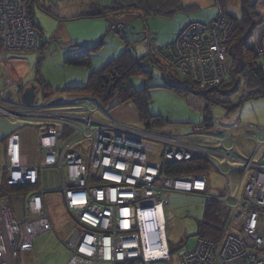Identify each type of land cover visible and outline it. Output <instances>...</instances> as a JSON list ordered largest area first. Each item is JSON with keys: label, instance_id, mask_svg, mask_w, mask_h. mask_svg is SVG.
Segmentation results:
<instances>
[{"label": "built area", "instance_id": "2783aa9c", "mask_svg": "<svg viewBox=\"0 0 264 264\" xmlns=\"http://www.w3.org/2000/svg\"><path fill=\"white\" fill-rule=\"evenodd\" d=\"M232 26L233 21L219 11L209 22L187 23L166 49L152 47L161 49L168 65L183 77L204 88L217 86L229 72L226 41ZM123 27L121 21L109 23L113 31ZM260 32L258 41L251 38L250 44L264 74V31ZM0 40L2 51L37 48L36 30L23 0H0ZM12 96L9 100L0 90V116L49 119L45 126H39L36 159L30 165L21 161L19 128L6 136L0 175L5 174L8 184L35 185L41 168L59 171L58 191L75 224L64 241L71 253L66 264L129 260L171 264L167 244L161 243L166 239L163 207L168 195H202L208 183L203 173L176 177L168 174L165 166L194 156L211 158L216 170L225 175L227 189L211 198L217 199L228 215L216 241L196 237L192 248L180 249L177 264H264L258 254L264 249V128L247 124L245 131L251 134L253 146L245 154L237 146L238 136L230 135V129L241 124L221 122L211 110L209 125L200 121L182 133L169 125L131 127L117 123L104 114V107L93 97L75 96L68 108L54 109L47 101L23 105ZM218 148L225 153L218 154ZM214 155L223 158L216 160ZM234 173L231 186L229 178ZM43 194L39 186L22 194L17 213H13L8 196L0 197V264H19V254L31 249L33 238L52 229ZM152 222L157 248L164 247V253L155 254L148 243L146 229Z\"/></svg>", "mask_w": 264, "mask_h": 264}, {"label": "rangeland", "instance_id": "374dc122", "mask_svg": "<svg viewBox=\"0 0 264 264\" xmlns=\"http://www.w3.org/2000/svg\"><path fill=\"white\" fill-rule=\"evenodd\" d=\"M181 2L187 6V8L177 11L170 18L162 16H148L143 19L141 16H138L139 18L136 19L138 26L134 24V26L138 28V34L145 31L155 39L158 35L160 38H166L171 35V31H173V29L180 25L183 19L186 21L184 26L187 23L192 22L188 21V19L200 22L210 21L220 11L213 0H181ZM244 3L249 9V0L244 1ZM253 3H255L254 8L257 12L258 18L262 17L260 19L264 20V0H253ZM64 5L66 4H62L61 7ZM242 6L243 3L240 0H231L230 3L227 4V10L233 15L239 16L242 14ZM119 18L121 17H116L115 21L119 22ZM234 26L235 25L233 24L229 30L227 35L228 37L231 35ZM109 30H111V28ZM111 31H113V29ZM260 31H264L263 22L256 25L253 30V34L251 35L252 39L250 38L253 42L258 41L261 34ZM134 32L135 30H133L132 27H129L126 29L124 36L126 39L136 38V34ZM113 36L118 39L120 38L118 34H114ZM47 41L48 42L44 43L42 48L37 47L38 49L36 48L35 50L30 51L1 50L0 90L6 91L8 87H10L17 94L31 82H35L37 90L34 103L36 105H41L43 102L47 101V103H49L48 105L53 106L54 109H66L69 107L68 105L70 104V100L65 99V97H61V92L54 91L50 94L48 92L47 94L42 95L40 86L35 81L36 72L38 71L39 74L51 85H58V88H61L73 83V81L85 82L87 79L86 75L88 69L86 67L73 66L65 63L64 58L66 55V49L51 39H48ZM1 43L2 41L0 40V44ZM136 43H129L128 47L132 49L137 46L135 53L138 56L151 54L154 56V59L158 60L160 63L162 62L164 65H167L166 67L174 72V70L168 65V60L161 49L158 50L153 48V44L147 40H140ZM106 45L105 54L111 55V45H109V43ZM150 66L151 67L148 69H151L153 72L152 79L146 80L144 77L140 76L131 78V82L138 88H141L146 84H150L151 87L148 89L149 111L152 114H157L163 117L173 130L178 129L182 132H189L191 126L200 122L203 117V101L193 94H178L170 88L159 86L163 83L160 71L155 65ZM228 66H230L229 61ZM57 96L60 97L54 98ZM104 105V114L111 120L131 127L142 126V123L139 121L137 115L136 106L133 103L117 102L116 100H113L110 105ZM210 110L212 116L219 119L221 122L235 123V121H237L241 124V126L230 129V135L232 138L233 135L236 137L238 136L239 140L237 146L242 149L245 154H247L252 149L253 143L249 139L251 134H249L248 131H245V127L249 124L264 128V97L245 99L237 109L231 111H227L226 108L220 105H212ZM97 116L107 118L102 116L101 113H98ZM0 118L4 119L6 124L12 128H17L24 122H37L42 124L39 126H44V123L49 119L46 116H21L20 118L13 120L7 117ZM55 120L57 121L58 119ZM36 136H38L36 130H26L22 135L23 150L27 162H31L34 155ZM258 136L261 137V133H259ZM220 150L221 148H218L216 149V152L220 155L225 153ZM213 157L216 160L223 158V156L217 155H214ZM199 158L207 163L205 169L206 171L203 172L208 183L206 193L200 195V193L171 192L168 195V203H166L163 207L165 216L164 232L167 247L168 241L175 244L180 240H186L185 247L188 249L192 248L195 243V236L193 234L196 230V220L202 216L204 208V196L208 195L210 198L218 196L224 189H227L225 175L216 170L211 163V158ZM183 161H187V159ZM40 174V185L46 192L45 204L50 214L52 229L42 232L33 238L32 248L19 254V264H66L71 257V253L65 246L64 241L69 236L70 232L74 230L75 224L71 215L66 211L61 199L62 195L58 191L61 186L59 171L54 168H45L41 170ZM229 179L231 186H233L236 174H232ZM154 246L155 245H153V247ZM179 251L180 249H177L173 254L170 255L169 253L171 264H177ZM258 254L264 259V249H262ZM93 264L106 263L94 261ZM156 264L169 263L159 261Z\"/></svg>", "mask_w": 264, "mask_h": 264}, {"label": "trees", "instance_id": "16d2710c", "mask_svg": "<svg viewBox=\"0 0 264 264\" xmlns=\"http://www.w3.org/2000/svg\"><path fill=\"white\" fill-rule=\"evenodd\" d=\"M213 1L218 9L223 12L227 18L231 19L235 25L226 44L228 61L230 62L229 72L227 77L219 85L202 88L191 80L183 77L181 74L175 71L172 72L166 67L167 65L154 59L153 55L146 54L144 56H138L134 48L131 49L128 47L129 42L124 36L126 31L125 27L124 31L116 32L125 40V49L123 52L111 58L96 70H90L84 85L62 87L60 90L70 95L73 94L72 96L93 97L99 100L103 107L105 106L104 104L107 106L110 105L113 100L117 102L133 103L136 106L139 121L145 127H161L168 125L163 117L152 114L148 109V89L151 85L146 84L138 88L131 82V78L133 77L142 76L146 80L152 79L153 72L151 69H148L151 67L150 65H155L160 71L163 83L159 86L170 88L178 94H193L203 101V117L201 121H204L207 125L210 123L209 110L212 105H220L226 108L227 111H231L237 109L245 99L264 97V74L259 64L258 55L249 41L256 25L262 22L264 23V20L260 19L262 17L258 18L254 8L255 3H253V0H249L248 9L247 5L244 3L246 0H240L243 3V9L242 14L237 16L227 10V4L230 3L231 0ZM23 3L26 7L28 18L33 28L36 30L38 39L37 47L40 48L42 45V28L37 20L36 11L40 10L53 18L59 19L60 17L57 14L56 4H46L44 0H23ZM186 8L187 6H185L181 0H112L108 5L103 6L96 14L92 13L85 15L114 16L116 14H135L145 19L148 16L171 17L177 11ZM82 15L84 14H80V16ZM182 27H184V25ZM182 27L177 30L173 40L167 45L173 44L176 35ZM152 38L153 37H151L149 33L147 34L145 31H142L140 34L137 33L136 38L133 39V43L140 40L151 41ZM167 45L160 44L159 47L164 50ZM72 50L65 55V62L86 68L91 66L90 56L96 48L91 47L85 50L83 48H80V50L76 48ZM35 81L40 86L42 95H45L50 88L48 81H46L38 71L36 72ZM56 92L60 91L56 90ZM63 131L65 130L63 129ZM199 157L194 156L191 160L167 163L165 170L168 174L176 177H186L203 173L206 171L207 163ZM38 186L39 184H8L3 174L0 180V197H10L11 194L33 191L37 189ZM204 199L202 216L196 220V230L193 235L195 238L201 237L214 242L220 237L225 227L228 212L217 199L206 196H204ZM185 242L186 240H180L172 244L168 241L170 255L173 254L175 250L185 247ZM140 263L139 260H129L108 264Z\"/></svg>", "mask_w": 264, "mask_h": 264}, {"label": "crops", "instance_id": "0c3cea01", "mask_svg": "<svg viewBox=\"0 0 264 264\" xmlns=\"http://www.w3.org/2000/svg\"><path fill=\"white\" fill-rule=\"evenodd\" d=\"M111 1L112 0H44V2H46V4L47 3L56 4L55 6L57 9V14L60 18L59 19L53 18V17L45 14L44 12H42L40 10L36 11L37 20L39 21V24L42 28V36H41L42 45H41V48L44 45V43L48 42L47 41L48 39L49 40L51 39V40L55 41L57 44H59L60 46L64 47L66 49V54L68 52H70L72 49H76V48H78V50H80V48H83L84 50L91 48V47L96 48V50L94 52H92L93 54L90 56V63H91L90 65L91 66L89 68H87L88 72L86 75V76H88V73L90 70L91 71L96 70L102 64L106 63L111 58L116 57L121 52H123L125 49V42H124L125 40L122 37H120V35H119V37H120L119 39L116 38L115 36H113L114 34H117L116 32H118V31L115 32V31L109 30V23L110 22H113V21L116 22L115 18L116 17L118 18L120 16L121 18H119V21H121L124 24L123 30H120V31H124L125 27H126V29H127V27L128 28L132 27L133 30H135V32H134L136 34L135 36H137V33H138V31H137L138 28H136L134 26V24H136L138 26V24L136 23L137 22L136 19L139 17L136 16L135 14H125V15L116 14L114 16H110V15L109 16H104V15H96V16L87 15L86 16L85 15V14H92V13L96 14L97 12H99L101 10V8L103 6L108 5ZM62 4H66V5L61 7ZM60 7H61V9H60ZM38 12H39V15H38ZM80 14H84V15L80 16ZM77 16H79V17H77ZM190 20H192V19H188V21H190ZM202 22H206V21H202ZM185 23H186V21H185V19H183V21L180 23V25H178L175 29H173V31H171L170 36H168L166 38H163V37L160 38V36L158 35V37H157L158 39L152 38L150 43L155 44V45H158V44L159 45L160 44L161 45H167V44H169L173 40L177 30H179ZM147 38L149 40L148 36H147ZM133 39L134 38H130V39L128 38L127 41L130 44L131 43L134 44ZM152 41H154V42H152ZM108 43H109V45H111V48H112V54L111 55L105 54L106 53V46H107L106 44H108ZM136 47L134 49H136ZM65 63H67V62H65ZM67 64H69V63H67ZM70 65H73V64H70ZM73 66H75V65H73ZM35 78H36V75H35ZM84 83L85 82H81V81H73V83L66 85L64 87L81 86V85H84ZM58 87H59L58 85H51L50 84V88L48 90L49 94L58 90L61 92L60 96L65 97V99L70 100L71 98L75 97V96H72L73 94L70 95L69 93L62 92L60 90V88L58 89ZM0 117L5 118L4 115L0 116ZM38 124L39 123H37V122H35V123H32V122L25 123L24 122L17 127V128H19L20 136H21V161L23 164L30 165L36 159L37 136H36V144L34 147V155L32 157L31 162H27L26 157H25V153L23 150L22 135L26 130H36L37 134H38V132H39V127H38L39 125ZM41 127H43V126H41ZM14 129H16V128H12V127L8 126L5 122V120L0 118V166L3 164V161H4L5 138ZM45 168H48V167H45ZM45 168H41L39 170V181H38L39 187H41V185H40L41 184L40 172L42 169H45ZM2 175H0V180H1ZM43 190H44V194H43L42 198H43V202H44V205L46 208V204H45L46 203V192H45V189H43ZM24 193H26V192H20V193H15V194L10 195L9 200H10V204H11L13 213H17L19 211V209H21V205H22L21 199H22V194H24ZM61 199H62V197H61ZM62 202H63V199H62ZM46 210H47V208H46ZM47 212H48V210H47ZM48 214H49V212H48ZM49 216H50V214H49ZM31 248H32V246H31Z\"/></svg>", "mask_w": 264, "mask_h": 264}, {"label": "water", "instance_id": "95a60500", "mask_svg": "<svg viewBox=\"0 0 264 264\" xmlns=\"http://www.w3.org/2000/svg\"><path fill=\"white\" fill-rule=\"evenodd\" d=\"M37 86L35 82H31L28 86L24 87L19 94V100L23 105H32L35 102ZM7 99L13 98V93L10 90L5 91Z\"/></svg>", "mask_w": 264, "mask_h": 264}, {"label": "bare ground", "instance_id": "6f19581e", "mask_svg": "<svg viewBox=\"0 0 264 264\" xmlns=\"http://www.w3.org/2000/svg\"><path fill=\"white\" fill-rule=\"evenodd\" d=\"M160 210L158 211V215H159V219H161V216H160ZM157 215V216H158ZM163 224V222H161ZM158 224V223H157ZM149 228V229H148ZM149 231V232H148ZM152 231L154 233V236L151 237V234H152ZM146 234H147V239H148V243L150 244V248L151 250L155 253V254H161V253H164V247L162 248H157L158 246L156 245V237H155V231H154V222H152L151 224L149 223L147 225V229H146ZM162 245L164 246V244L166 243V239H162L161 241ZM153 245H155L153 247ZM153 248V249H152ZM151 251V252H152Z\"/></svg>", "mask_w": 264, "mask_h": 264}, {"label": "flooded vegetation", "instance_id": "af4514ba", "mask_svg": "<svg viewBox=\"0 0 264 264\" xmlns=\"http://www.w3.org/2000/svg\"><path fill=\"white\" fill-rule=\"evenodd\" d=\"M124 25V24H123ZM124 28V27H123ZM134 46V45H133ZM10 88V87H9ZM11 89V88H10ZM11 92L13 93V95H14V97L16 98V100H19V94H20V92L21 91H19L17 94L13 91V90H11Z\"/></svg>", "mask_w": 264, "mask_h": 264}, {"label": "clouds", "instance_id": "9594fccd", "mask_svg": "<svg viewBox=\"0 0 264 264\" xmlns=\"http://www.w3.org/2000/svg\"><path fill=\"white\" fill-rule=\"evenodd\" d=\"M7 90H9V89H7ZM168 251H169V249H168Z\"/></svg>", "mask_w": 264, "mask_h": 264}]
</instances>
